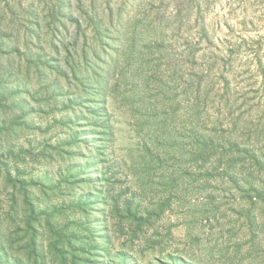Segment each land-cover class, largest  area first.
<instances>
[{"label": "rangeland", "instance_id": "obj_1", "mask_svg": "<svg viewBox=\"0 0 264 264\" xmlns=\"http://www.w3.org/2000/svg\"><path fill=\"white\" fill-rule=\"evenodd\" d=\"M135 21L147 33L139 44L143 58L127 65L128 74L132 79L138 67L154 94L165 87L168 98L160 97L157 112L175 115L167 130L180 133L178 149L212 145L205 163L160 150L162 140L151 142L148 128L137 132L130 109L112 93L103 157L91 169L67 159L77 153L66 148L71 130L87 139L95 123L73 111L86 101L80 85L89 83L83 75L94 64L97 38L111 47L114 32ZM118 43L116 49L126 42ZM20 103L25 107L15 110ZM6 111L20 120L13 122L16 138L0 144L13 174L18 167L25 179L55 182L92 173L110 181L104 191L119 197L120 206L131 199L142 213L165 203L156 234L148 228L124 247L134 263L264 264V0H0V116ZM22 125L32 131L18 135ZM20 151L30 155L11 160ZM10 193L0 185L1 213ZM113 226L107 232L117 250L128 236Z\"/></svg>", "mask_w": 264, "mask_h": 264}, {"label": "trees", "instance_id": "obj_2", "mask_svg": "<svg viewBox=\"0 0 264 264\" xmlns=\"http://www.w3.org/2000/svg\"><path fill=\"white\" fill-rule=\"evenodd\" d=\"M127 26V29L114 32L110 41L111 47L107 46L102 36L97 38L98 46L93 49L94 64L85 65L89 62L86 61L85 49H82L85 71H89L83 76L89 83H81V96L86 98V101L78 104L76 102L82 109H75L73 114L83 118V121L95 123L89 125L92 133L87 139L81 138L86 135L71 130L72 141L66 148L75 149L77 153H70L67 159L76 161L79 158L84 161V167L80 168L91 169L94 167L92 161L103 157L105 139L110 135L109 125L105 122L106 99L112 93L120 103L130 109L137 132L148 128L151 130L148 133L151 142L158 143L162 140L163 145L157 144L160 150L169 149L168 151L182 159L188 156L193 164L205 163L213 156L212 145L208 147L206 141H199L194 152L186 151L182 147L178 149L176 144L180 139H177V135L180 133H169L167 130L169 119L175 115H168L166 110L157 112L160 97L168 98L165 87L161 95L154 94L149 88L150 83H145L146 80L138 67H135V75L130 78L127 65H139L143 58H140L143 51L139 44L147 33V28L136 21L128 23ZM38 28L39 24L35 23V31ZM56 33L55 30L54 34ZM124 39L126 43L122 44L119 50L116 49L118 40ZM7 59L9 64L14 61L11 57ZM116 72L117 78L113 79ZM73 73H78L76 67ZM137 77L143 78L140 84L137 83ZM168 105L167 108L170 107L172 112H176L177 108ZM24 107L25 105L20 103L14 109L22 110ZM16 120L10 112L0 116V144L16 138V125L13 122L18 124L20 121ZM24 122L25 120L21 119V124ZM66 127L69 129L68 125ZM18 131L20 135L21 132L32 131V128L22 125ZM59 154L61 156V150ZM28 155L30 153L27 151H20L11 155V160L16 163L24 162L23 158ZM2 156L0 153V185L3 189L9 188L11 193L8 211L0 212V264H136L131 259V253L124 247L133 245L136 239H141L148 228H153L152 235L157 232L154 224L165 211L163 201L153 203L150 209L141 213L131 199H124L120 206L119 197L104 191L105 185L110 184V181L103 176L99 178L96 174L83 172L73 177L69 175L59 178L55 182L48 177L40 181L28 180L21 175L18 167L13 174ZM143 161L158 168L154 159L147 161L143 158ZM73 169L74 165L71 164L70 171ZM70 178H74V181H70ZM77 189L81 193L72 198ZM93 216L99 219L92 218ZM113 221L116 222L114 226L108 225L110 222L113 224ZM112 226L120 235L128 236L117 250L112 247L113 242L108 235L109 231L107 232ZM171 264L187 263L171 259Z\"/></svg>", "mask_w": 264, "mask_h": 264}]
</instances>
